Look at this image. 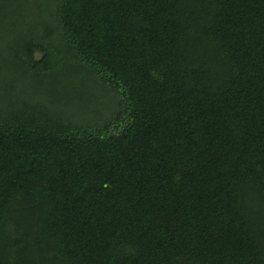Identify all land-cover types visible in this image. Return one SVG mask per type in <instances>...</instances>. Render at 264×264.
<instances>
[{"label":"trees","instance_id":"1","mask_svg":"<svg viewBox=\"0 0 264 264\" xmlns=\"http://www.w3.org/2000/svg\"><path fill=\"white\" fill-rule=\"evenodd\" d=\"M0 264H264V0H0Z\"/></svg>","mask_w":264,"mask_h":264}]
</instances>
